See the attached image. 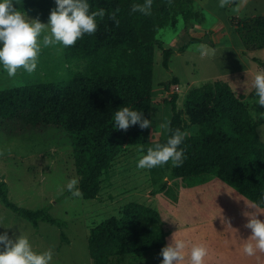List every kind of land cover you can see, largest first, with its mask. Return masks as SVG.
<instances>
[{
    "label": "rangeland",
    "instance_id": "1",
    "mask_svg": "<svg viewBox=\"0 0 264 264\" xmlns=\"http://www.w3.org/2000/svg\"><path fill=\"white\" fill-rule=\"evenodd\" d=\"M143 4L144 0H140ZM170 0L160 3L162 27L157 37L166 49L175 54L169 69L163 67V54L157 47L154 55V103L152 113V142L168 137L173 113L169 103L172 94H178V110L190 134L197 128L190 125L185 112L188 95L197 88L221 82L244 103L264 142V106L258 105L254 77L264 69V50L247 51L231 24L233 18L250 19L264 16V0ZM25 11V10H24ZM153 3L151 5V12ZM30 19L32 10L25 11ZM48 14V13H47ZM46 20H39L47 24ZM199 42L189 45L181 53L183 37ZM208 37V41H204ZM62 48L42 47L37 69L28 74L22 69L14 77L0 70V90L28 84L63 82L76 74ZM177 78V85L167 89L165 83ZM141 146L126 149L103 176L102 189L97 199L74 197L66 189L67 182L78 178L73 150L67 136L51 129L44 134L7 136L0 132V181L6 182L10 199L29 209L51 207L55 218L68 223L66 236L50 224L41 223L39 230L24 218L15 215L0 201V233L10 238L27 234L36 251L51 247L53 264H94L89 254L91 231L103 221L119 218L123 208L139 203L156 210L164 230L166 243L173 234L192 244L204 243L209 249L205 264H264V253L248 257L242 246L251 235L246 228V212L254 211L248 200L237 197L233 189L214 177L201 183L187 182L171 175V162L152 169H139L137 162L146 151ZM264 161V155L262 156ZM264 220V214H259ZM4 227V228H3ZM12 227L10 229H6ZM164 246V247H165ZM2 250V246H0ZM186 249V256H187ZM161 250L113 258L110 264H161ZM183 264H188L187 259Z\"/></svg>",
    "mask_w": 264,
    "mask_h": 264
},
{
    "label": "trees",
    "instance_id": "2",
    "mask_svg": "<svg viewBox=\"0 0 264 264\" xmlns=\"http://www.w3.org/2000/svg\"><path fill=\"white\" fill-rule=\"evenodd\" d=\"M139 1L89 0L92 11L105 10L104 17L97 18L96 32L72 46L59 45L77 70L71 78L0 90V132L24 136L55 129L67 136L79 176L77 187L85 200L98 198L103 176L127 148L141 146L146 151L167 140L152 142L151 135L155 50L162 51L167 70L175 54L157 37L163 13L159 5L170 0H152L150 15L132 11ZM238 1L232 4L236 6ZM16 6L32 10L39 20H46L56 7L54 0H17ZM113 14L115 20L110 18ZM231 24L247 51L264 50V16L233 18ZM187 36L182 39L181 53L199 42L187 40ZM178 83L173 78L165 86L168 89ZM178 98L176 93L170 97L173 117L168 137L177 129L185 134L181 145L185 159L172 168V177L194 183L214 177L232 188L237 197L258 199L264 192V142L246 105L221 82L194 89L185 102L190 125L197 128L193 135L187 132L189 126L178 110ZM123 106L141 110L143 118L151 120V127L114 129V113ZM0 201L37 230L41 223L59 228L62 240L68 242V223L55 218L50 206L35 210L17 205L4 181H0ZM165 243L159 213L130 203L119 218L105 220L91 231L88 248L94 264H110L113 258L161 250Z\"/></svg>",
    "mask_w": 264,
    "mask_h": 264
},
{
    "label": "clouds",
    "instance_id": "3",
    "mask_svg": "<svg viewBox=\"0 0 264 264\" xmlns=\"http://www.w3.org/2000/svg\"><path fill=\"white\" fill-rule=\"evenodd\" d=\"M54 2L56 7L50 11L48 22L44 24L38 19H30L23 9L16 6L17 0H0V70L6 71L9 77H14L20 69L33 73L42 47H69L86 34H94L98 27L97 18L102 19L105 15L104 9L92 11L89 0ZM151 5L152 0H144L143 4H133L132 11L150 15ZM221 6H224L223 0ZM110 18L115 20V15ZM254 88L258 105L264 106V69L256 73ZM135 125L141 129L149 128L151 120L143 118V112L135 107L123 106L115 111L114 129L127 131ZM184 138L181 130L173 131L165 143L155 144L140 156L137 168L152 169L169 162L173 167L181 166L185 159V150L181 147ZM78 182L74 177L65 186L74 197L82 195ZM246 205L254 211L245 213L248 218L245 227L251 230V235L243 240L242 251L244 255L254 257L258 252L264 253V220L258 218L259 214H264V192ZM0 246V264H53V249L36 251L29 236L21 231L14 239L7 232L0 233ZM160 255L163 257L161 264H183L186 259L188 264H205L209 249L204 243L192 244L189 248L188 241L178 238L175 232L172 242L161 249Z\"/></svg>",
    "mask_w": 264,
    "mask_h": 264
},
{
    "label": "water",
    "instance_id": "4",
    "mask_svg": "<svg viewBox=\"0 0 264 264\" xmlns=\"http://www.w3.org/2000/svg\"><path fill=\"white\" fill-rule=\"evenodd\" d=\"M208 40H209L208 37H205L204 41L206 42V41H208Z\"/></svg>",
    "mask_w": 264,
    "mask_h": 264
}]
</instances>
